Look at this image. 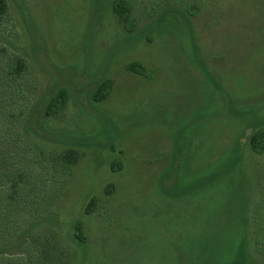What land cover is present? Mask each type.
<instances>
[{
	"label": "rangeland",
	"instance_id": "1",
	"mask_svg": "<svg viewBox=\"0 0 264 264\" xmlns=\"http://www.w3.org/2000/svg\"><path fill=\"white\" fill-rule=\"evenodd\" d=\"M6 1L0 47L28 62L35 142L80 152L22 219L43 261L264 264V154L248 144L264 129V0H202L193 16L132 0L131 33L111 0ZM104 78L111 92L94 102ZM60 88L66 106L46 122L40 109Z\"/></svg>",
	"mask_w": 264,
	"mask_h": 264
},
{
	"label": "trees",
	"instance_id": "2",
	"mask_svg": "<svg viewBox=\"0 0 264 264\" xmlns=\"http://www.w3.org/2000/svg\"><path fill=\"white\" fill-rule=\"evenodd\" d=\"M180 6V7H177ZM173 9L189 15H198L203 10L202 0H160L148 12ZM111 11L124 31L131 33L138 28L139 19L134 15L132 0H111ZM8 5L0 0V22L6 17ZM127 68L141 75L146 74L144 66L132 61ZM28 62L19 55H13L0 47V264H51L35 250L34 239L26 238L22 219L28 207L39 204L41 199L52 198L80 158V152L73 146L61 150L40 151L35 142L39 137L36 128L41 121H32L35 107L26 103V74ZM112 80H101L91 95V100L101 102L111 92ZM69 92L58 89L40 109L41 117L48 122L56 118L66 106ZM37 126V127H36ZM249 148L256 154H264V129L255 130L249 137ZM38 150V151H37ZM61 179V180H60ZM106 191L113 189L107 185ZM94 198L87 203L86 210L94 205ZM32 206V207H31ZM78 241L83 239L82 224L74 226ZM8 246L9 249H5ZM12 249L17 253H9ZM254 250L264 254V234L255 239ZM15 251V250H14ZM28 255V258L27 256ZM49 257L46 254V258ZM42 262V263H41Z\"/></svg>",
	"mask_w": 264,
	"mask_h": 264
}]
</instances>
